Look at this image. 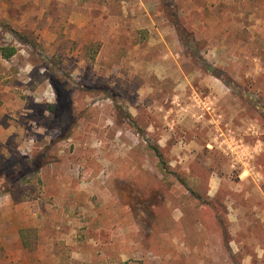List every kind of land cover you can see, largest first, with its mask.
Listing matches in <instances>:
<instances>
[{
  "label": "rangeland",
  "instance_id": "obj_1",
  "mask_svg": "<svg viewBox=\"0 0 264 264\" xmlns=\"http://www.w3.org/2000/svg\"><path fill=\"white\" fill-rule=\"evenodd\" d=\"M222 233L264 244V0H0V264H213Z\"/></svg>",
  "mask_w": 264,
  "mask_h": 264
},
{
  "label": "crops",
  "instance_id": "obj_2",
  "mask_svg": "<svg viewBox=\"0 0 264 264\" xmlns=\"http://www.w3.org/2000/svg\"><path fill=\"white\" fill-rule=\"evenodd\" d=\"M217 238L220 245L217 248L220 249V253L217 258H214V260L212 259L213 264H215V262L218 264H251L253 257H249L247 256L248 254H245L247 247L252 248L251 250L254 251V257L258 259L257 262L264 260V244L262 242L254 241L252 243V241L246 240L248 237L244 238L242 243H238L233 239L227 242L222 235L217 236Z\"/></svg>",
  "mask_w": 264,
  "mask_h": 264
},
{
  "label": "trees",
  "instance_id": "obj_3",
  "mask_svg": "<svg viewBox=\"0 0 264 264\" xmlns=\"http://www.w3.org/2000/svg\"><path fill=\"white\" fill-rule=\"evenodd\" d=\"M15 53V50L14 49H2L1 50V54L4 58H10L14 55ZM222 236L224 237L223 233H222ZM236 264H239V263H236Z\"/></svg>",
  "mask_w": 264,
  "mask_h": 264
}]
</instances>
